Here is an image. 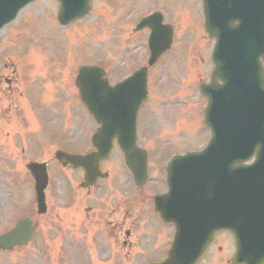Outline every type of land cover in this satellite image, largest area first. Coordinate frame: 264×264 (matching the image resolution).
<instances>
[{
	"label": "rangeland",
	"instance_id": "obj_1",
	"mask_svg": "<svg viewBox=\"0 0 264 264\" xmlns=\"http://www.w3.org/2000/svg\"><path fill=\"white\" fill-rule=\"evenodd\" d=\"M58 6L57 0H34L0 32V88L4 87L8 91L0 102V112L4 114H0V121L5 118L0 139L13 140L18 136L17 147L23 144L25 148L23 154L16 153L15 148L0 151V173L6 172L8 180L17 181L19 192L15 195L19 196L17 207L12 210L14 200L9 201V209L2 211L5 193L1 190L0 181V234L10 228L17 217L29 215L33 211L31 175L21 165L33 159L53 160L57 145L62 144L47 139L54 134L50 135L51 132L63 135L71 128L74 129L71 134L76 136L80 127L83 129L79 114L81 110L84 112V107L75 85L78 67L99 64L113 83L138 66L146 64L149 56V31L134 32L132 28L143 15L152 10H164L174 34L172 47L149 69V101L141 108L140 131L141 143L151 151L148 172L153 180L134 187V207H139L146 198V203L140 207V211H146L152 204L150 193L163 189L158 187L163 176V161L176 152L201 147L209 137V130L202 121L205 100L200 97L198 84L209 79L212 68L210 53L214 40L203 28L201 0H93V13L90 17L66 26L58 24ZM20 114L31 120L37 117L43 121L46 118L42 122L43 134L41 132V135L34 137L35 132L28 119L20 126ZM86 123V133L90 135L95 125L90 119ZM147 137L154 139L150 142ZM33 142L34 146H28ZM67 149L81 150L82 146L73 145ZM13 160L15 163L10 166ZM49 167L53 172V189L58 191V195L53 194L50 186L47 197L49 211L46 212L54 216V198L63 203L66 194L72 196L76 189L79 190L76 182L82 179V172H69L67 168L61 170L54 162L49 163ZM12 169H17V174L11 173ZM68 181L72 187H69ZM124 181L132 184L130 180ZM6 182L5 179L4 184ZM8 185L7 182L6 189ZM111 199L114 201V197ZM68 200L70 202L69 197ZM112 206H115V202H112ZM120 207L123 211L125 203ZM83 208L87 210L86 206ZM97 208L103 209L102 206ZM70 211L68 207L67 213ZM87 212L91 213L92 210ZM77 218L78 215L73 219L75 227L71 229L73 233L70 236L79 233ZM116 218L120 217L113 212L112 220L115 223ZM55 225L54 220L46 219L43 222L38 243L15 247L9 251L0 250V264H53L57 259L53 257L50 241L46 238L52 236L51 229L54 232ZM42 235L45 236V243H42ZM58 235L57 243L62 239L60 232ZM161 249L153 255L159 257ZM223 250L221 253L227 255L228 249ZM140 256L144 260V255ZM102 260L99 259L100 264H106L101 263ZM91 261L99 264L96 257ZM69 264H88L85 252L81 251L74 256Z\"/></svg>",
	"mask_w": 264,
	"mask_h": 264
},
{
	"label": "water",
	"instance_id": "obj_2",
	"mask_svg": "<svg viewBox=\"0 0 264 264\" xmlns=\"http://www.w3.org/2000/svg\"><path fill=\"white\" fill-rule=\"evenodd\" d=\"M32 0H0V29ZM58 21L67 24L89 12L90 0H58ZM204 27L215 38L209 82L199 89L207 99L204 122L210 138L198 151L173 156L167 166L168 190L156 197V209L175 225L165 259L149 264H196L214 233L223 228L235 236V263H264V0H203ZM151 29L153 64L169 48L172 27L154 12L135 30ZM98 66L79 68L76 84L83 102L101 123L93 136L97 151L85 155L57 152L63 163L81 166L88 181L98 174L111 139L117 138L138 183L146 175V154L135 147L134 123L146 96V68L110 87ZM123 106L124 109L121 107ZM251 163H244L252 156ZM39 211L45 210V163L30 162ZM29 221H20L0 236V247L27 242Z\"/></svg>",
	"mask_w": 264,
	"mask_h": 264
},
{
	"label": "flooded vegetation",
	"instance_id": "obj_3",
	"mask_svg": "<svg viewBox=\"0 0 264 264\" xmlns=\"http://www.w3.org/2000/svg\"><path fill=\"white\" fill-rule=\"evenodd\" d=\"M0 82L2 81L0 80ZM8 90L9 92L11 91L9 88ZM7 93L8 91L4 90V87L3 89L2 87L0 88V102L1 98H3ZM16 109L17 108L15 107V110ZM0 110H2L1 107ZM0 114L4 115L1 112ZM79 117L81 118L80 121L83 124V129L85 132H83L82 127H80L81 130L76 134V136L71 134V132L74 133V129L71 128L66 130L63 135H61L59 132L56 134L55 131L50 133V135L54 133L51 136L52 142L58 141L60 144H62L61 146L57 145L58 149H62L70 153H85L94 150L92 143H90L91 139L86 133V121L87 119L89 120L88 117H90V115L85 109V112L80 113ZM82 118L85 119L84 122H82ZM4 119L5 118H3L2 121ZM27 119L28 123L32 124L31 127L36 134H33V136L38 137L40 135L41 127L44 128L43 123H40L41 121L37 117L36 119L31 120L27 117L23 118V115L20 114V118L18 119L19 125L23 126ZM2 121H0V135H2L5 125ZM94 125L96 126L95 128L98 127L97 123H94ZM140 133L141 131L139 130V144L140 146L144 147L141 144L142 136H140ZM17 142L18 136L13 140L0 139V151H3L7 148H15L16 153L18 152L19 154H23L25 152V148L23 144L17 147ZM73 145L82 146V149H67L68 147H73ZM28 146H34V142ZM120 158L121 156L119 148L116 145L115 140H113V147L109 157L99 163L100 168L107 172V175L105 177L96 179V181L90 185L85 184L82 170L75 169L70 165L62 167L64 169L67 168L69 172L81 171L82 179L76 182L78 183L79 190L76 189V192L72 196H68L66 194L63 203L57 202L54 198V203L56 205L54 206V216H51L47 212L43 214L45 215L44 219L48 218V220H54V223L56 224L55 232L51 241V249L53 257L60 259V263L69 264L70 260L74 256L79 254L81 251H84L86 259L89 258L87 253L89 252L91 255L90 260L96 257L98 262L99 259H103L101 263L116 264L115 262H121L122 264H144L151 259L161 258L163 252H165L167 248L166 243L169 240L167 228L160 220L153 207H151L152 204L146 211H140L141 205L146 203V198H144L139 204L140 206L138 205L139 207H134V197L136 196L134 187L139 186H136L134 183L129 185V181L123 182V179H130L127 177L124 178L123 176L124 173H126V170L123 167ZM2 162L5 163L4 160ZM14 163L15 160L11 161L9 165L13 166ZM21 167L23 168V165H21ZM2 173L3 171L0 173V181L3 185V190L5 191L3 196L6 202L5 205H7L9 201L13 200L14 202L12 204L17 205V200L19 198V196H15L19 193L17 192V181L8 180L7 176L9 175H7L6 172L4 174ZM11 173L17 174V169H12ZM5 179L9 184L7 189V182L4 184ZM68 185L69 187H72L70 181H68ZM50 186H52L53 189V181L48 184L47 190ZM160 186L163 187L162 184L158 185V187ZM161 190L162 189H158L157 191L160 192ZM66 191L68 192L69 189L67 188ZM56 193L57 192H55L53 189V194L58 195ZM154 193L155 192L153 191L150 193L152 197ZM68 197L70 198V202ZM112 197H114V201H112ZM112 202H115V206H112ZM123 203H125V207L124 210L121 211L123 208H121L120 205ZM84 206L87 207L88 211L92 210V212H87V210L83 208ZM98 206H102L103 209L99 210L97 208ZM68 207H70L71 210L69 213H67ZM64 208H66L65 211H63ZM32 209L33 211H31V215H24L23 217H29L35 231H37L41 225L40 216L42 215L37 213L36 205L33 204ZM113 212L114 214H118L120 217L119 219L116 218V223L112 220ZM77 215L79 216V218H77V221H79V233L70 236V233H73L71 229L75 227V224H73L75 220L73 219ZM59 232L62 234V239L59 243H57V237H60V235H58ZM149 239L153 240V242L147 243ZM129 247L132 248L129 250ZM159 248L163 249L160 250V256L157 257L153 254L159 253ZM212 250L213 252L211 255L204 257L199 264H221L224 261H226V263L223 264H233L230 257V250L228 253L229 258L227 255L221 253L224 250L222 246L218 245L217 243L209 251ZM141 254L144 255V260L141 259ZM221 257L223 258L221 259ZM90 262L92 263V261Z\"/></svg>",
	"mask_w": 264,
	"mask_h": 264
}]
</instances>
